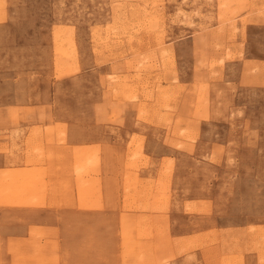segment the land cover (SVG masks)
Masks as SVG:
<instances>
[{"label": "rangeland", "instance_id": "1", "mask_svg": "<svg viewBox=\"0 0 264 264\" xmlns=\"http://www.w3.org/2000/svg\"><path fill=\"white\" fill-rule=\"evenodd\" d=\"M61 117L116 125L122 264H264V0H0V204L101 200Z\"/></svg>", "mask_w": 264, "mask_h": 264}, {"label": "crops", "instance_id": "2", "mask_svg": "<svg viewBox=\"0 0 264 264\" xmlns=\"http://www.w3.org/2000/svg\"><path fill=\"white\" fill-rule=\"evenodd\" d=\"M60 119L59 122L68 125L66 140L71 147L93 149L100 145L102 180L97 192L101 200L94 206H82L75 188L73 204L61 202L56 206L51 200L53 190L49 189L45 192V205L0 204V264H24L26 259L32 260L30 264H39L43 257L49 259L47 264H122L119 223L123 214V175L117 153L114 152V146L119 147L116 144L118 138L111 132L116 125L110 123L98 126L95 121ZM120 130L123 132L124 128ZM137 131L133 133L139 135ZM147 155L154 158L152 153ZM44 166L46 168L48 162ZM25 168V163H10L6 155L0 152V171ZM140 173L143 182L142 170ZM46 179L51 180L52 177L47 175ZM42 228L47 229L49 234L41 239L31 235L32 229ZM175 233L176 238L194 235L192 230L185 233L178 229ZM31 243L43 244L46 248L39 250L37 255L35 248L25 247ZM30 250L35 252H25ZM196 254L200 256L201 253L197 251ZM180 258L182 262L183 257ZM244 259L246 264L254 260L256 264H261L258 252H244Z\"/></svg>", "mask_w": 264, "mask_h": 264}, {"label": "bare ground", "instance_id": "3", "mask_svg": "<svg viewBox=\"0 0 264 264\" xmlns=\"http://www.w3.org/2000/svg\"><path fill=\"white\" fill-rule=\"evenodd\" d=\"M138 249H141V247L140 248H138ZM136 251V250H135Z\"/></svg>", "mask_w": 264, "mask_h": 264}]
</instances>
